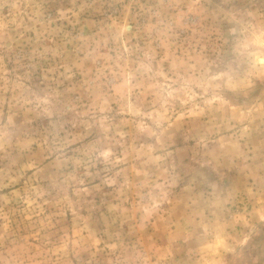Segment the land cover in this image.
I'll return each mask as SVG.
<instances>
[{
    "label": "rangeland",
    "instance_id": "rangeland-1",
    "mask_svg": "<svg viewBox=\"0 0 264 264\" xmlns=\"http://www.w3.org/2000/svg\"><path fill=\"white\" fill-rule=\"evenodd\" d=\"M0 264H264V0H0Z\"/></svg>",
    "mask_w": 264,
    "mask_h": 264
}]
</instances>
